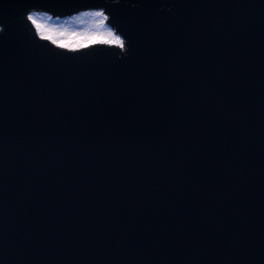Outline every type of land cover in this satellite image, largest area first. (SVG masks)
<instances>
[{"label": "water", "instance_id": "1", "mask_svg": "<svg viewBox=\"0 0 264 264\" xmlns=\"http://www.w3.org/2000/svg\"><path fill=\"white\" fill-rule=\"evenodd\" d=\"M40 6L105 8L130 58L15 46ZM0 20V264H264V0Z\"/></svg>", "mask_w": 264, "mask_h": 264}, {"label": "snow or ice", "instance_id": "2", "mask_svg": "<svg viewBox=\"0 0 264 264\" xmlns=\"http://www.w3.org/2000/svg\"><path fill=\"white\" fill-rule=\"evenodd\" d=\"M35 13H30L27 15L26 19L31 22L34 26L36 35L45 41H49L51 44L61 48L69 50H79L86 46L87 43L91 44H105L118 46L122 51L125 49V41L121 38V35L115 34L110 29H105L103 31H96L92 34H79V33H69L67 31H62L55 26H49L46 23H39L35 19ZM91 15L97 18V25L99 29H104L105 20L108 19L102 11H96L91 13ZM4 31L0 27V32Z\"/></svg>", "mask_w": 264, "mask_h": 264}, {"label": "bare ground", "instance_id": "3", "mask_svg": "<svg viewBox=\"0 0 264 264\" xmlns=\"http://www.w3.org/2000/svg\"><path fill=\"white\" fill-rule=\"evenodd\" d=\"M96 12V11H93ZM93 12H88V13H84V14H80L76 17H73L71 19H66V20H73V21H78L79 24V29L82 31H90V28L93 27L94 31L96 30H100L103 31L105 29H109L108 25H104V29H99L98 25H97V18L93 15H91V13ZM39 17L40 19H44L47 18L46 16H40V15H35V18ZM66 20H61V21H66ZM93 25V26H92ZM89 43L86 42V45H88ZM111 45H108V48H110ZM64 50H69V49H64Z\"/></svg>", "mask_w": 264, "mask_h": 264}, {"label": "rangeland", "instance_id": "4", "mask_svg": "<svg viewBox=\"0 0 264 264\" xmlns=\"http://www.w3.org/2000/svg\"><path fill=\"white\" fill-rule=\"evenodd\" d=\"M39 23H46L49 26H55L56 28L62 30V31H67L69 33H79V34H92L96 31H94V28L91 27L90 31H82L79 29V24L78 21H73V20H66V21H49L48 19H40L39 17L35 18ZM93 26V25H92Z\"/></svg>", "mask_w": 264, "mask_h": 264}]
</instances>
